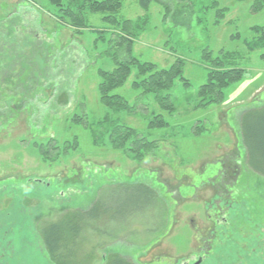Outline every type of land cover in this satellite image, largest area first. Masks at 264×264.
Masks as SVG:
<instances>
[{
  "label": "rangeland",
  "instance_id": "rangeland-1",
  "mask_svg": "<svg viewBox=\"0 0 264 264\" xmlns=\"http://www.w3.org/2000/svg\"><path fill=\"white\" fill-rule=\"evenodd\" d=\"M256 1L158 0L144 9L139 0H122L119 18L143 30L132 46L133 56L159 68L179 58L185 61L184 78L191 86L185 88L179 79L163 93H170L176 108L169 114L153 95L133 88L136 69L114 92L127 100L131 112L102 104L98 71H112L115 59L123 60L126 53L118 41L120 28L105 24L101 15L88 13L91 29L79 32L44 0H0V21L17 23L19 31V49L2 43L0 53L13 47L8 55L27 57L20 64L26 70L20 71L24 75L19 83L32 72L40 78L29 92L22 85L18 90L1 84L8 94L0 96V110L13 111L14 119L0 120V264H53L38 226L66 211L90 208L100 195L114 208L110 212L115 220L98 222L102 233H87L82 252L96 254L92 264H107L112 255L132 264H183L209 251L208 264H249L246 258L257 255L250 241L256 223L264 241V178L246 164L241 132L249 112L264 108V48L251 50L258 41L253 28L264 26V9L253 11ZM224 8V18L217 17ZM97 30L104 34L99 37ZM206 48L214 57H235L244 76L224 91L223 103L197 108L198 90L209 72L202 59ZM15 91L19 97L11 103L9 94ZM158 114L169 126L149 129L150 119ZM75 116L81 121L74 122ZM109 122L160 141V151L144 161L130 159L112 146ZM50 138L77 147L45 162L35 144ZM222 159L234 160L238 173L228 171L232 177L225 179ZM138 181L155 188L162 203L131 218L130 207H123L130 197L126 184ZM227 196L233 206L228 213L230 237L226 244L210 246L204 243L208 231L215 229L222 240L225 227L216 229L214 220ZM243 233L249 243L236 244Z\"/></svg>",
  "mask_w": 264,
  "mask_h": 264
},
{
  "label": "trees",
  "instance_id": "trees-1",
  "mask_svg": "<svg viewBox=\"0 0 264 264\" xmlns=\"http://www.w3.org/2000/svg\"><path fill=\"white\" fill-rule=\"evenodd\" d=\"M48 2L50 7L54 9L52 12L62 20L66 25H69L76 31L82 32L91 29L90 19L88 13L99 14L102 16V21L119 30L118 35L121 49L126 53L123 60L115 59V68L112 71L99 70L100 78L99 93L101 102L104 106L118 111L131 112L127 100L120 94L114 92L122 88L132 73V69H136L138 78L132 83L133 88L141 90L143 94L153 95L156 103L163 112L173 114L176 108L171 98L170 93L163 94L171 90L177 80H181L185 88L191 86L188 79L184 78L185 61L176 59L173 65L168 68H159V66L152 62H142L132 54V46L135 40H138L142 35V28L137 25L134 27L132 21L125 18H119L121 9L123 8L122 0H44ZM158 0H139L140 5L147 9L152 2ZM190 1V0H182ZM264 0H258L253 6V11H261L264 9ZM216 5V3H215ZM47 9V7H45ZM169 14L170 9L165 8ZM51 10V9H50ZM51 12V11H50ZM227 9H219L217 17L224 18ZM53 15V13H51ZM62 15V16H61ZM17 23L0 21V45L2 43L13 45L18 48L17 38L19 31L16 26ZM254 32L257 35L258 41L251 48L255 51L259 47L264 48V26L254 27ZM101 32V33H99ZM100 37L103 31H94ZM122 35H124L122 37ZM16 49V50H17ZM13 51V47H10ZM0 53V96H5L8 93L2 90L1 84L11 85L12 89H18L21 85L25 92H29L38 86V79L34 72L27 75L25 83H19L24 73L21 70V62H24L27 57L23 54H15L11 52ZM26 54V53H24ZM28 55V54H26ZM18 56V57H17ZM16 57L18 59H16ZM202 59L208 66V78L205 84L201 85L198 90L199 102L197 108L208 107L212 104L219 105L225 100V90L232 84L239 82L243 76L244 71L235 64V57L225 54L223 57L213 56V53L208 48L202 51ZM20 61V69L17 68V62ZM18 70V71H17ZM13 78V79H12ZM44 76L41 77L43 80ZM47 78V77H46ZM48 80V79H46ZM16 81V82H15ZM18 82V83H17ZM41 82V81H40ZM17 85V87H16ZM19 90V89H18ZM7 93V94H6ZM23 93V92H22ZM21 93V94H22ZM11 103L19 96L17 92H12ZM66 97V96H65ZM1 102V101H0ZM68 104L67 101H61ZM0 111H4L3 109ZM5 112V111H4ZM5 114V115H4ZM13 111L0 112V120L14 119ZM74 122L81 121V118L75 116ZM83 120V119H82ZM108 134L111 138V144L116 149H123L127 157L135 161H144L154 151H160V141L150 140L139 130L127 125H118L115 122H109ZM169 123L165 120L162 114L154 115L148 123L149 129L168 127ZM199 129V127H196ZM242 141L246 150L247 165L258 176L264 178V108L259 110H252L247 117L242 121L241 125ZM68 144V143H67ZM59 145L56 140L50 138L43 143H36L35 147L40 150V155L45 162L59 160V157L70 148H76L70 145ZM67 146V147H66ZM130 192V197L124 202L125 206L130 207V215L138 216L140 213H146L157 203L161 205L162 201L158 196L155 188L148 183L138 181L137 183L126 184ZM120 205H122L120 203ZM122 207V206H121ZM121 209V208H120ZM119 209V210H120ZM113 207H108L101 195L93 202L90 208H77L66 211L60 214L54 221L38 226L40 233L39 237L44 243L45 250L53 264H82L93 263L96 258L95 253L82 252V245L86 242V235L102 233L101 226L98 227V222H111L115 217H111ZM132 213V214H131ZM9 222V221H7ZM120 223L123 220L119 221ZM23 226V225H22ZM92 231V232H91ZM162 228L158 230L161 233ZM85 255L82 259L80 257ZM81 261V263H80ZM91 263V264H92ZM107 264H132L119 255H112L109 257Z\"/></svg>",
  "mask_w": 264,
  "mask_h": 264
},
{
  "label": "flooded vegetation",
  "instance_id": "flooded-vegetation-1",
  "mask_svg": "<svg viewBox=\"0 0 264 264\" xmlns=\"http://www.w3.org/2000/svg\"><path fill=\"white\" fill-rule=\"evenodd\" d=\"M225 161L228 162V163H226ZM219 164L222 166L223 176H224V173H226L225 179L228 178L227 176L232 177L231 175H228V171H232L234 173V175L238 173V170H237L238 165L232 159H230V160L222 159ZM246 164H247V162H246ZM236 178H237V176L234 177V179H236ZM239 178L237 179V181L239 180ZM233 182H235V181H233ZM226 183H228V181ZM224 202H226V203H224L225 206H222L220 204L221 208H220V212H218L219 213L218 214L219 217L217 219L215 218V220H214L215 227L217 225L220 226V227H222V226L225 227V229L222 232L223 235L222 234L220 235V237H222V240H221V238H220L219 241L217 240L219 235L217 234V232H215V229H213L211 231H208V232H210V233H207V235L209 234V239H207L206 241L204 240V243H206V244L210 243L211 244L210 246H212L213 243H218V242L222 243V244L223 243L226 244V242L228 240L227 238L230 237V236H228L229 235L228 230H229V226H230L231 223L228 220V213L232 210L230 208H233V206H230V200H229L228 196L226 198H224ZM218 209H219V207H218ZM236 212H239V210H237ZM252 221L254 222L255 220L253 219ZM255 226L257 227V229L255 228L251 232L250 236H252L253 238L250 241H251V243H254V245H256L254 250H253V252H255L257 255L256 256L253 255V257L246 258V261L249 264H254V263H256V264H264V245L261 244V243H264V241L260 239L261 238V231H260L259 223H256ZM217 227H216V229H217ZM247 233H248V231L245 232L246 235H247ZM245 234L244 233L241 234L240 238H237L238 240L235 243L236 244L237 243H239V244H241V243H249L248 240H247L248 238L247 239L245 238ZM257 237H258V239H257ZM228 244L232 245V243H228ZM208 254H210V251L207 253V255L206 254H200L197 257L198 258L197 260H195V257H191L189 260L187 259L188 261L183 262V264H208L207 263L209 261ZM232 257H233L232 258L233 260L237 259L236 258V253H234V255ZM206 258L208 260H206ZM11 261H12V263L14 262V260H11Z\"/></svg>",
  "mask_w": 264,
  "mask_h": 264
}]
</instances>
